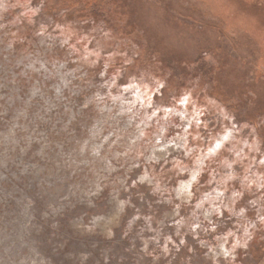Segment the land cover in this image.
<instances>
[{
  "label": "clouds",
  "instance_id": "obj_1",
  "mask_svg": "<svg viewBox=\"0 0 264 264\" xmlns=\"http://www.w3.org/2000/svg\"><path fill=\"white\" fill-rule=\"evenodd\" d=\"M131 4L0 0V264H264V0Z\"/></svg>",
  "mask_w": 264,
  "mask_h": 264
},
{
  "label": "rangeland",
  "instance_id": "obj_2",
  "mask_svg": "<svg viewBox=\"0 0 264 264\" xmlns=\"http://www.w3.org/2000/svg\"><path fill=\"white\" fill-rule=\"evenodd\" d=\"M128 2L129 0H125V3ZM137 5L142 6L141 0H132L131 6L135 8ZM152 6L156 7L157 5L153 4ZM158 7L163 9L165 19L171 21L173 25L177 27H179L177 21H182L185 24L190 23V21L185 19L188 16H191L194 19L200 18V14L197 10L184 8L181 4V0H158ZM250 10L253 12L264 11V9H259L255 5H253ZM203 23L207 24L208 22ZM201 35L203 36V33H201ZM203 46L208 47L209 50H211L213 46L221 48V51L216 53V59L219 67L215 72L214 78L218 81L219 85L223 87L225 92L232 94L237 89L242 90V85L235 83L233 79H230V77L240 78L246 75V72H239L237 70L235 63L232 58H230L229 50L226 47H222L219 43L209 42L207 37H204ZM190 58L194 60L199 59L200 57L198 51ZM198 71H200L203 75L208 76L212 72V68L210 65L201 63L198 66ZM256 103L259 107H264V93L260 94V98Z\"/></svg>",
  "mask_w": 264,
  "mask_h": 264
}]
</instances>
